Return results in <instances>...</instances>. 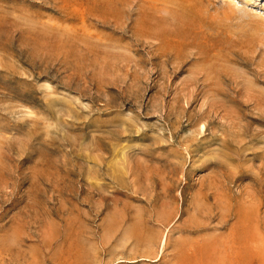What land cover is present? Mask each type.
Masks as SVG:
<instances>
[{
  "label": "rangeland",
  "instance_id": "rangeland-1",
  "mask_svg": "<svg viewBox=\"0 0 264 264\" xmlns=\"http://www.w3.org/2000/svg\"><path fill=\"white\" fill-rule=\"evenodd\" d=\"M0 264H264V0H0Z\"/></svg>",
  "mask_w": 264,
  "mask_h": 264
}]
</instances>
